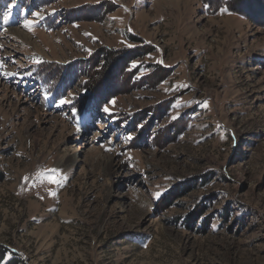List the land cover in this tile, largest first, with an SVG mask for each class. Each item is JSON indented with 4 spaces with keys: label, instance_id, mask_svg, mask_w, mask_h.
Here are the masks:
<instances>
[{
    "label": "rangeland",
    "instance_id": "374dc122",
    "mask_svg": "<svg viewBox=\"0 0 264 264\" xmlns=\"http://www.w3.org/2000/svg\"><path fill=\"white\" fill-rule=\"evenodd\" d=\"M0 254L264 264V0H0Z\"/></svg>",
    "mask_w": 264,
    "mask_h": 264
},
{
    "label": "trees",
    "instance_id": "16d2710c",
    "mask_svg": "<svg viewBox=\"0 0 264 264\" xmlns=\"http://www.w3.org/2000/svg\"><path fill=\"white\" fill-rule=\"evenodd\" d=\"M117 53H119V52H117ZM114 55L115 54H113V53H105L104 54L105 58H103L104 60H103V64L101 65L102 66L101 70L98 71V72L94 71V76L96 75V78H98L100 76L99 80L102 79V77L104 76V74L106 72V69L112 66L111 62L113 61V59L115 57ZM94 62H96V61H94ZM96 78L94 77V80ZM98 81H97L96 85L98 84ZM93 87H95V86H93ZM93 87L90 89V92H92ZM89 88H90V86H88V89ZM86 95H89V94H86ZM92 97L93 98H97L96 96H92ZM73 108L74 109H72V111L79 112V107L78 106H74ZM80 111H81V109H80ZM188 190H189L188 187H185V188L176 187V188L172 189L170 192H168V194L166 195L167 196L166 199H164L165 201H163V200H161V201L164 202L165 204H168L171 200H173V198L178 199V198L182 197ZM1 256H2V254H0V258H1Z\"/></svg>",
    "mask_w": 264,
    "mask_h": 264
},
{
    "label": "snow or ice",
    "instance_id": "6c2138e0",
    "mask_svg": "<svg viewBox=\"0 0 264 264\" xmlns=\"http://www.w3.org/2000/svg\"><path fill=\"white\" fill-rule=\"evenodd\" d=\"M25 27H26V28H27V27H30L29 23H26V24H25ZM37 62H38V61H37ZM60 103L63 104V103H65V101L61 100ZM50 182L59 183V181H58V180H55V178H52V180H51ZM51 195H55V194L52 193Z\"/></svg>",
    "mask_w": 264,
    "mask_h": 264
},
{
    "label": "bare ground",
    "instance_id": "6f19581e",
    "mask_svg": "<svg viewBox=\"0 0 264 264\" xmlns=\"http://www.w3.org/2000/svg\"><path fill=\"white\" fill-rule=\"evenodd\" d=\"M22 36H23V38H24V34H21Z\"/></svg>",
    "mask_w": 264,
    "mask_h": 264
}]
</instances>
